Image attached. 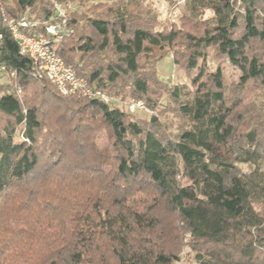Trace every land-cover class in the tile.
Masks as SVG:
<instances>
[{
  "label": "trees",
  "instance_id": "obj_1",
  "mask_svg": "<svg viewBox=\"0 0 264 264\" xmlns=\"http://www.w3.org/2000/svg\"><path fill=\"white\" fill-rule=\"evenodd\" d=\"M55 1L71 29L55 52L90 86L155 114L58 92L2 21L25 14L37 22L27 32L42 31L54 3L0 0V264H173L184 243L197 264H264V101H246L264 92V0H186L166 34L150 29L144 0ZM166 50L197 69L190 91L157 78Z\"/></svg>",
  "mask_w": 264,
  "mask_h": 264
},
{
  "label": "rangeland",
  "instance_id": "obj_2",
  "mask_svg": "<svg viewBox=\"0 0 264 264\" xmlns=\"http://www.w3.org/2000/svg\"><path fill=\"white\" fill-rule=\"evenodd\" d=\"M103 1L105 4H109L116 0H88V4L92 2H99ZM144 4L149 5L152 9V12L155 13V17L152 18L149 22L150 29L155 32H161L163 34H166L169 32V30L172 27L179 28L182 26L183 17L186 13V0H144ZM105 6V5H104ZM70 9L76 10L78 9L76 7V2H72L70 4ZM211 15L210 11H205L203 17H209ZM53 44L51 43V46ZM207 52V65L214 69L217 63L220 61L217 56H215V52L212 48H208L206 50ZM223 64V72L225 75V78L228 83H237L239 79V71L235 69L234 67L226 64ZM198 65H202L201 60H198ZM155 71L157 73V78L161 80L164 83H167L168 85L172 84H179L183 85L188 89L189 91L193 88L191 85V79L197 74V69H193L191 71L186 70L185 67L178 66L173 62V54L170 50H166L162 57L155 61ZM8 79L7 76L0 70V84L7 83ZM250 95L246 98V101L248 104H253L259 107L261 103L264 101V92L259 89H250ZM115 98H118L119 100H122L120 103V106L126 110L129 114H131L135 119H142L148 121L150 116L155 114L153 110H151L142 100L135 99L134 97L124 95L121 96L119 94L112 95ZM119 97H122L123 99H120ZM140 100L143 103V107L135 110L134 112H130L127 108V103ZM160 106L163 108L166 107L167 99L166 96L163 95L160 98ZM56 113H58L56 111ZM160 119L163 122H166L170 126V130L175 131L176 128L180 125V120L177 116L174 115V113L170 110H164L162 113L159 114ZM65 120H62V123H64ZM46 130V129H45ZM168 130V131H170ZM99 133H95L96 135V142L98 146H104L107 144V131L105 128H102ZM22 133L20 132V129L16 132V138L21 139ZM42 143V142H41ZM238 168L242 171H247L250 168L249 164L246 163H239L237 164ZM187 238L185 239V241ZM194 251L190 248V246L187 243H184L180 247V251L178 253L179 259L174 262L173 264H197V262L194 260Z\"/></svg>",
  "mask_w": 264,
  "mask_h": 264
},
{
  "label": "built area",
  "instance_id": "obj_3",
  "mask_svg": "<svg viewBox=\"0 0 264 264\" xmlns=\"http://www.w3.org/2000/svg\"><path fill=\"white\" fill-rule=\"evenodd\" d=\"M50 1L54 3L55 14L49 17L43 25V30L39 32H27L35 27L37 22L25 14L18 17L2 14V21L17 43L19 53L28 55L32 59L35 71L44 75L61 94H76L96 99L109 107L120 106L122 100L102 89L90 86L84 78L77 76L72 67L52 48L51 43L58 42L70 33L71 29L66 25V15L61 4L55 0ZM142 107L143 103L140 100L127 103L130 112Z\"/></svg>",
  "mask_w": 264,
  "mask_h": 264
}]
</instances>
